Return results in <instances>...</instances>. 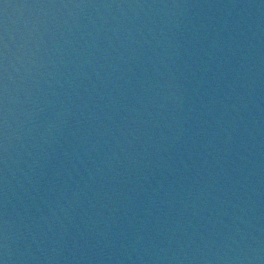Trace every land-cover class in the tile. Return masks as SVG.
<instances>
[{"label": "water", "instance_id": "water-1", "mask_svg": "<svg viewBox=\"0 0 264 264\" xmlns=\"http://www.w3.org/2000/svg\"><path fill=\"white\" fill-rule=\"evenodd\" d=\"M0 264H264V0H0Z\"/></svg>", "mask_w": 264, "mask_h": 264}]
</instances>
